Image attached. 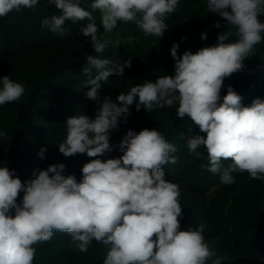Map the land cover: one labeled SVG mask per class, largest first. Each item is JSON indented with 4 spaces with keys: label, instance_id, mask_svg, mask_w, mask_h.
<instances>
[{
    "label": "clouds",
    "instance_id": "clouds-1",
    "mask_svg": "<svg viewBox=\"0 0 264 264\" xmlns=\"http://www.w3.org/2000/svg\"><path fill=\"white\" fill-rule=\"evenodd\" d=\"M38 2L0 0V17L34 9ZM47 2L59 14L44 18L41 27L53 33L71 32L66 21H88L79 31L90 37L96 53L86 55L82 69L88 77L86 97L97 104L95 118L69 117L58 150L65 157L86 153L93 159L82 166L79 182L74 175H62L63 163L34 170L28 181L0 166V264H34V245L51 240L54 231L69 234L82 253L93 241L102 245L107 249L103 264H224L227 256L217 255L206 241L203 224L181 230L180 187L166 179L162 169L177 162L178 149L159 130H128L118 145L123 155L106 161L96 157L112 150L110 133L119 118L130 115V106L148 112L175 108L179 118L189 117L204 133L192 136L189 130L188 135L181 132L180 139L197 157L202 155L198 149H206L207 170L219 174L220 183H235L233 173L264 181V100L256 98L243 106L231 86L221 97L224 80L242 71L264 43L260 20L264 0H206L207 13L217 14L228 26L218 34L217 43L178 56L179 44L174 42L170 53L175 74L145 80L120 93L115 102L101 95L102 82L111 75H124L125 68L132 67L131 59L120 63L102 54L111 45L115 56L122 43L136 38L113 40V30L118 23H133L145 36L162 39L178 0H93L91 11L82 7L81 0ZM93 13L99 15V26ZM214 26L220 28V21ZM101 28L103 36L98 35ZM201 39H207L206 31ZM0 85V106L19 101L26 92L25 85L8 75L0 77ZM0 138L7 140L8 133L0 131ZM45 150L41 148L38 155L43 157ZM225 160L231 161L227 167Z\"/></svg>",
    "mask_w": 264,
    "mask_h": 264
},
{
    "label": "trees",
    "instance_id": "trees-1",
    "mask_svg": "<svg viewBox=\"0 0 264 264\" xmlns=\"http://www.w3.org/2000/svg\"><path fill=\"white\" fill-rule=\"evenodd\" d=\"M93 0H81V5L91 11ZM59 14L55 5L47 0H39L34 9L10 12L0 17V77L8 75L26 87L24 96L17 102L0 106V131L8 133V139L0 138V166L14 170L22 181L33 178L36 169L45 170L51 164L65 165L64 176L74 175L79 182L82 166L93 158L85 154L65 157L58 145L65 139L66 121L69 117L86 115L95 118L97 104L86 97L89 88L84 87L87 76L82 69L86 55H91L93 46L79 29L88 21L73 24L66 21L65 27L71 32L65 36L41 27V21ZM99 24L98 13H93ZM220 21L221 27L214 26ZM264 22V16L260 17ZM167 31L162 39L165 43L157 50L144 51L131 41L122 43L117 54L135 57L140 73L139 79L126 91L145 80H155L161 75L175 74V61L171 56L169 40L176 36L179 40L178 56L186 50L195 53L202 47L217 43L219 33L228 26L223 18L207 13L206 0H178L176 11L166 19ZM195 25L201 32H207V39L191 37L187 25ZM128 36L118 26L111 39H125ZM161 39V38H160ZM111 49V45L109 46ZM112 51V49H111ZM245 68L223 82L221 97L231 86L242 97V105L249 106L256 98L264 100V43L256 47L255 54L245 61ZM93 71V76L95 75ZM2 86V85H0ZM90 87V86H89ZM122 85L118 75H111L102 82V96H118ZM135 108V105H132ZM159 130L165 139L177 146L175 155L194 160L207 166V151L198 149L197 157L188 151L185 135H204L189 117L179 118L173 109H156L148 112L144 108L132 112L127 118V131L139 132L143 129ZM111 151L96 157L106 161L116 159L118 147L113 131L110 133ZM46 149L43 157L38 154ZM226 167L230 160L222 161ZM166 165L162 166L165 167ZM235 183L224 185L210 201L206 212L180 202L183 216L181 230L196 229L203 224L206 241L217 255L227 256L224 264H264V181L253 180L247 173H233ZM23 193L20 194L22 198ZM19 202V200H18ZM219 238V239H217ZM34 264H103L107 249L95 241L87 253L79 252L69 234L54 231L52 239L34 245Z\"/></svg>",
    "mask_w": 264,
    "mask_h": 264
},
{
    "label": "rangeland",
    "instance_id": "rangeland-1",
    "mask_svg": "<svg viewBox=\"0 0 264 264\" xmlns=\"http://www.w3.org/2000/svg\"><path fill=\"white\" fill-rule=\"evenodd\" d=\"M97 19V18H96ZM99 26V24L97 23ZM118 27L124 31V33L129 36H134L136 39L133 42L137 45L138 48L147 51V50H157L156 48L159 45L165 43L164 39H160L152 36H145L140 29L133 23H118ZM187 30L190 33L191 37L201 36V31L197 29L195 25H187ZM98 35L103 36V30L100 29ZM181 40V37L176 36L173 39H170L169 46L171 47L173 43ZM90 37L88 38V44H91ZM94 49V48H93ZM91 55H96L93 50ZM102 58H109L112 60L119 61L123 63L125 60L131 59V68H125V73L122 76H118L121 81L122 88L121 92L126 93L128 87L132 85L139 79L140 73L138 71V60L135 57L127 56L125 54H116L112 55L110 48L106 49L102 54ZM112 100L115 102L116 97L110 95ZM135 111V108L130 106V114ZM129 116V115H128ZM119 118L118 127L113 131L114 137L119 145L123 136L127 133V118ZM117 158H119L123 153L117 147L115 149ZM226 167L225 165H223ZM165 173V178L170 180L173 183H176L180 187V201L188 203L193 208H200L202 211L206 212L207 206L210 201L216 196L222 186L220 183L219 174H213L207 170V166L202 164H197L194 160L188 158L177 157V162L175 164L168 163L165 167L162 168Z\"/></svg>",
    "mask_w": 264,
    "mask_h": 264
}]
</instances>
